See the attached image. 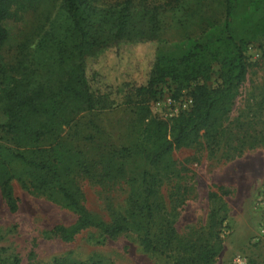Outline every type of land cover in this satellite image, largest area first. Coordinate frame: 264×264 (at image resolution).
Wrapping results in <instances>:
<instances>
[{"label": "trees", "instance_id": "obj_1", "mask_svg": "<svg viewBox=\"0 0 264 264\" xmlns=\"http://www.w3.org/2000/svg\"><path fill=\"white\" fill-rule=\"evenodd\" d=\"M46 0H0V196L7 209L17 207L11 182L74 214L68 224L48 232L69 242L83 230L97 232L102 242L124 232L136 235L144 251L158 253L171 264H213L221 248L223 203L210 208L205 227L190 239L177 236L172 217L163 215L158 185L175 173L171 151L196 141L203 129L209 150L217 144L222 123L244 80L248 43L264 38V0H221V30L209 42H194L180 53L156 54L144 84L129 88L124 102L145 108L162 97L161 84L185 89L190 106L169 120L149 119L128 144L105 141L92 111L108 101L93 92L85 75V57L118 40L151 39L159 30L163 7L185 0H121L102 8L94 0H58L53 13L39 6ZM36 12L37 29L14 44L12 60L3 58L9 40L7 20ZM213 27V26H212ZM261 55L264 56V46ZM217 63L218 82L206 81ZM147 102V103H146ZM71 171L100 180L126 176L128 190L121 213L111 221L92 215L70 184ZM214 192L208 193L214 198ZM13 258L10 264H17ZM49 264H87L68 256Z\"/></svg>", "mask_w": 264, "mask_h": 264}, {"label": "rangeland", "instance_id": "obj_2", "mask_svg": "<svg viewBox=\"0 0 264 264\" xmlns=\"http://www.w3.org/2000/svg\"><path fill=\"white\" fill-rule=\"evenodd\" d=\"M121 0H94L102 8ZM165 0H147L162 5ZM58 0H46L39 7L51 14ZM29 11L21 20H7L8 42L2 47L5 60L11 61L14 44L43 18ZM223 17L221 0H185L179 7H163L159 30L151 39H122L96 49L85 57V75L91 90L101 94L109 106L92 111L105 141L128 144L149 121L169 120L149 105L141 108L124 102L129 88L144 84L154 56L186 50L194 42H209L219 34ZM213 26V27H212ZM264 38L248 43L244 51L246 73L238 86L231 111L209 150L203 129L196 141L171 151L175 173L163 178L158 192L163 215L172 217L180 239L187 240L205 227L210 208L223 203L226 218L221 224V248L213 264H264V238L252 243L264 217ZM217 63L206 81L217 82ZM162 97L172 96L174 87L161 84ZM147 103V102H146ZM176 116V115H175ZM5 118L0 110V125ZM168 123L170 122L167 121ZM71 186L81 194L88 211L104 221L122 212L128 186L126 176L100 180L96 176L71 171ZM17 207L10 212L0 196V264H49L54 257L68 256L87 264H171L163 255L144 251L136 235L124 232L102 242L97 232L83 230L64 242L48 230L55 224H68L74 214L41 196L11 182ZM215 197L209 198L208 193Z\"/></svg>", "mask_w": 264, "mask_h": 264}, {"label": "built area", "instance_id": "obj_3", "mask_svg": "<svg viewBox=\"0 0 264 264\" xmlns=\"http://www.w3.org/2000/svg\"><path fill=\"white\" fill-rule=\"evenodd\" d=\"M191 104V97L185 89L180 90L175 96H165L151 102V106L160 116L170 118L180 111L187 109ZM264 238V217L260 223L258 233L252 243Z\"/></svg>", "mask_w": 264, "mask_h": 264}]
</instances>
